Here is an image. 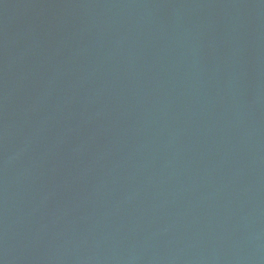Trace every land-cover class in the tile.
I'll use <instances>...</instances> for the list:
<instances>
[{
	"label": "water",
	"instance_id": "1",
	"mask_svg": "<svg viewBox=\"0 0 264 264\" xmlns=\"http://www.w3.org/2000/svg\"><path fill=\"white\" fill-rule=\"evenodd\" d=\"M0 264H264V0H0Z\"/></svg>",
	"mask_w": 264,
	"mask_h": 264
}]
</instances>
